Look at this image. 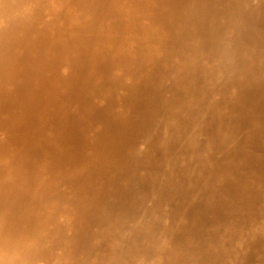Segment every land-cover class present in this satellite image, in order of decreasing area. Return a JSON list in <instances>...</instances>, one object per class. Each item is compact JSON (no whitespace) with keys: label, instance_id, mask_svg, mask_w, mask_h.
Returning <instances> with one entry per match:
<instances>
[{"label":"bare ground","instance_id":"bare-ground-1","mask_svg":"<svg viewBox=\"0 0 264 264\" xmlns=\"http://www.w3.org/2000/svg\"><path fill=\"white\" fill-rule=\"evenodd\" d=\"M0 264H264V0H0Z\"/></svg>","mask_w":264,"mask_h":264},{"label":"rangeland","instance_id":"rangeland-1","mask_svg":"<svg viewBox=\"0 0 264 264\" xmlns=\"http://www.w3.org/2000/svg\"><path fill=\"white\" fill-rule=\"evenodd\" d=\"M32 6H33V5H32ZM209 19H211V17H210ZM203 31H205V29H203L202 32H203ZM205 73H206V72H203V71H197V73H196V78H195L193 84H194V83H195V85H198V84H200V83H201V84H205L204 82L210 81L211 78H210L209 76H206ZM168 151H169V155L172 156V150L169 149Z\"/></svg>","mask_w":264,"mask_h":264}]
</instances>
